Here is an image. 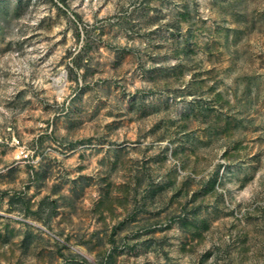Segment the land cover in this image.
<instances>
[{"label":"rangeland","instance_id":"rangeland-1","mask_svg":"<svg viewBox=\"0 0 264 264\" xmlns=\"http://www.w3.org/2000/svg\"><path fill=\"white\" fill-rule=\"evenodd\" d=\"M0 264H264V0H0Z\"/></svg>","mask_w":264,"mask_h":264},{"label":"bare ground","instance_id":"bare-ground-1","mask_svg":"<svg viewBox=\"0 0 264 264\" xmlns=\"http://www.w3.org/2000/svg\"><path fill=\"white\" fill-rule=\"evenodd\" d=\"M63 75V74H60L59 77ZM59 77L56 78V80L58 81ZM64 86V82H62L61 84H59V88L62 89Z\"/></svg>","mask_w":264,"mask_h":264}]
</instances>
